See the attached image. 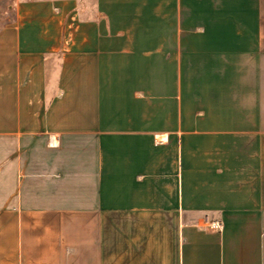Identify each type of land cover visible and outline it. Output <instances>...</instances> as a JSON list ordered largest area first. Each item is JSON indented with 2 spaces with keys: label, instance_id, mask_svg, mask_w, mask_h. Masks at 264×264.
<instances>
[{
  "label": "crops",
  "instance_id": "crops-1",
  "mask_svg": "<svg viewBox=\"0 0 264 264\" xmlns=\"http://www.w3.org/2000/svg\"><path fill=\"white\" fill-rule=\"evenodd\" d=\"M0 264H264V0H0Z\"/></svg>",
  "mask_w": 264,
  "mask_h": 264
},
{
  "label": "built area",
  "instance_id": "built-area-1",
  "mask_svg": "<svg viewBox=\"0 0 264 264\" xmlns=\"http://www.w3.org/2000/svg\"><path fill=\"white\" fill-rule=\"evenodd\" d=\"M219 225H220V224H219L218 222H214V223L212 224V226L215 227V228L219 227Z\"/></svg>",
  "mask_w": 264,
  "mask_h": 264
}]
</instances>
